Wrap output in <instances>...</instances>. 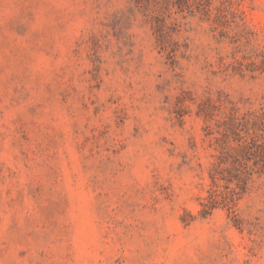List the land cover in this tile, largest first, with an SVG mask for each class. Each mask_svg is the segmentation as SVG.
I'll return each mask as SVG.
<instances>
[{
  "label": "rangeland",
  "instance_id": "374dc122",
  "mask_svg": "<svg viewBox=\"0 0 264 264\" xmlns=\"http://www.w3.org/2000/svg\"><path fill=\"white\" fill-rule=\"evenodd\" d=\"M0 264H264V0H0Z\"/></svg>",
  "mask_w": 264,
  "mask_h": 264
}]
</instances>
